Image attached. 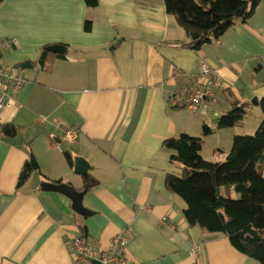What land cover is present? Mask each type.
Segmentation results:
<instances>
[{"label": "crops", "instance_id": "crops-1", "mask_svg": "<svg viewBox=\"0 0 264 264\" xmlns=\"http://www.w3.org/2000/svg\"><path fill=\"white\" fill-rule=\"evenodd\" d=\"M98 3L0 0V40L16 43L2 54L8 64H0L18 68L26 81L0 126V264H75L74 237L85 235L106 250L122 234L129 244L115 264H261L226 236L188 224L184 201L166 184L182 168L163 144L182 134L203 138V158L210 148L221 162L235 136L253 135L238 128L252 133L245 121L264 98V0L197 50L187 46L191 39L164 0ZM51 46H64V54ZM27 62L32 67L22 68ZM202 65L223 80L209 114L171 107L169 97ZM236 108L245 110L243 120L220 128V118ZM4 127L15 135L6 136ZM61 127L75 129L76 140H67ZM30 155L39 169L18 186ZM77 158L97 180L83 200L86 216L69 197L41 187L65 183L83 191ZM162 217L171 226L159 224Z\"/></svg>", "mask_w": 264, "mask_h": 264}, {"label": "trees", "instance_id": "trees-1", "mask_svg": "<svg viewBox=\"0 0 264 264\" xmlns=\"http://www.w3.org/2000/svg\"><path fill=\"white\" fill-rule=\"evenodd\" d=\"M88 7L98 0H84ZM263 0H164L168 15L174 17L191 39L189 48L199 49L219 38L236 20H247ZM87 20L85 30L91 31ZM47 52L44 51L43 54ZM263 119L254 135L235 136L232 149L224 162H208L202 156L203 138L182 134L163 146L170 159L182 168V175L169 174L166 184L185 203L184 215L191 227L209 234L226 236L242 254L264 264V98L260 104ZM243 108H236L220 118V128H231L243 120ZM205 133L210 129L205 127ZM12 137L16 130L4 127ZM70 166L71 156L67 155ZM29 161L20 174L18 186L31 175ZM87 189L97 184L90 175L84 177ZM218 188L221 193H218ZM233 191L237 198H231Z\"/></svg>", "mask_w": 264, "mask_h": 264}, {"label": "built area", "instance_id": "built-area-1", "mask_svg": "<svg viewBox=\"0 0 264 264\" xmlns=\"http://www.w3.org/2000/svg\"><path fill=\"white\" fill-rule=\"evenodd\" d=\"M16 43L10 40H0V60L2 54L11 50ZM190 77V75L188 76ZM25 78L20 76L18 68L0 64V126L4 123V113L13 107L17 97L25 86ZM223 80L211 68L202 65L199 73L191 77L189 83L179 92L168 99L171 107L186 108L191 112L200 110L208 115L207 104L215 97L216 91L221 89ZM65 138L75 141L78 132L71 128H60ZM159 224L171 226L168 217H162ZM129 239L126 234L115 236L109 243V248L101 250L85 235H78L72 240V251L75 255V264H115L127 249ZM200 246L195 245L193 253L200 254Z\"/></svg>", "mask_w": 264, "mask_h": 264}, {"label": "water", "instance_id": "water-1", "mask_svg": "<svg viewBox=\"0 0 264 264\" xmlns=\"http://www.w3.org/2000/svg\"><path fill=\"white\" fill-rule=\"evenodd\" d=\"M49 50L53 53H57V54L62 55L65 52V47L64 46H51V47H49ZM28 66L32 67L30 62L23 64L22 68L23 67L26 68ZM253 103H254V101H253ZM255 104L256 105L259 104L257 99L255 100ZM30 163H31L33 170L39 169V164L33 155L30 156ZM75 163H76V166H75L76 171L80 175H86L88 173V170H85L84 164H81V159H79V158L75 159ZM41 187H42L43 191L57 192V193H60V194H63L65 196L69 197L72 200L73 209L78 214H80L82 216L89 215L90 211L84 207V203H83L84 197L88 191V189L86 187L83 191H79L78 189H76L75 187H73L72 185H69V184L46 183V182L42 183ZM217 191H218V193H221L219 188Z\"/></svg>", "mask_w": 264, "mask_h": 264}, {"label": "rangeland", "instance_id": "rangeland-1", "mask_svg": "<svg viewBox=\"0 0 264 264\" xmlns=\"http://www.w3.org/2000/svg\"><path fill=\"white\" fill-rule=\"evenodd\" d=\"M0 63L8 64V63H6V61L4 59L0 60ZM252 103H253V100H252ZM253 104H255V103H253ZM261 115L263 116V111H262L261 106H252L250 114H249V117L245 121V124H246L245 127L247 128L248 132H252V133H245L246 131L243 128H238V129L241 132H243V134H253L254 135L257 132V129L259 128V125L261 124V121H262ZM256 124H257V127H256ZM211 144H212V141H209V144H208V146H206V148L210 147ZM221 151L223 152V156L227 152V151H224V150H221ZM228 152H230V151H228ZM208 154H209L208 158H204V159L207 160L208 162L216 163L217 159H215V158H219L217 156L218 153H216L213 150L210 151V148H209V153ZM225 160H226V157H224V158L221 157V159H220L221 162H224ZM229 195L231 196V198H237V194H235L233 191H231L229 193Z\"/></svg>", "mask_w": 264, "mask_h": 264}]
</instances>
